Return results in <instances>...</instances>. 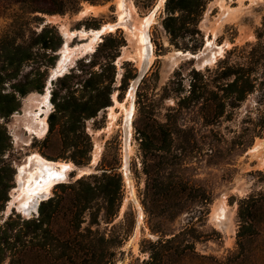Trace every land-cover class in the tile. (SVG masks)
Masks as SVG:
<instances>
[{"label": "rangeland", "instance_id": "1", "mask_svg": "<svg viewBox=\"0 0 264 264\" xmlns=\"http://www.w3.org/2000/svg\"><path fill=\"white\" fill-rule=\"evenodd\" d=\"M29 1L32 6L64 14L24 9ZM92 1L94 4L82 0L71 12L67 0H0V41L30 45L34 58L20 66L16 81L0 84V93H12L10 84L18 81L42 85L39 91L28 87L27 94L16 95V101L9 103L16 109L12 114H0V264H9L10 260L15 264H145L152 244L178 234L188 226L190 216L194 218L191 237L182 242L193 241L187 256L193 257L194 251L207 257L203 264H264V202L255 211L247 232L250 237L241 239L247 256L233 259L238 250L241 214L251 205L242 202L252 195L258 201L264 197L263 67L254 74L257 82L253 92L238 107L227 110L229 117L207 121L177 108L178 98L186 96L190 82L196 80L193 70L214 69L227 51L256 41L264 0H208L203 9L187 18L190 24L176 38L162 26L166 0ZM145 18L147 44L151 47L147 60L140 65L137 35ZM43 28L48 29L53 50H43L34 43ZM62 29L69 36L65 73L52 75L65 41ZM92 31L99 32L91 41L92 50L85 54L77 45L89 42ZM82 34L88 41L80 38ZM0 60V67L12 73L5 59ZM144 64V75L138 78ZM94 72L103 77L95 81L94 89L85 88V80ZM111 76L110 105L93 118L80 115L74 125L75 132L84 131L91 139L87 163L76 165L70 159L71 137L67 138L71 134L66 122L72 108L67 114H57L54 130L44 137L28 130L34 126L43 101L39 96L46 90L48 123L49 115L55 113L53 95L86 102L104 91ZM208 91L219 92L215 85ZM30 96L37 99L29 101ZM209 98L214 106L213 96ZM159 124L166 127L160 129ZM178 129L184 132L178 133ZM162 130L169 142L164 148ZM142 132L153 136L152 146L145 152L140 143ZM62 133L68 134L66 140ZM180 139L191 143L179 144ZM32 154L71 167L63 182L52 188L35 211H22L16 208L20 198L12 199L11 194L17 196L12 189L17 186L18 167L24 166L29 173L37 166L38 159ZM103 164L112 167L113 174L120 178L118 186L111 185L116 199L109 209L115 215L109 220L100 215L98 224L90 227L85 210L79 229L70 232L72 246L79 248L77 253L70 258L61 257L58 251L49 253L41 230L27 228L23 222L37 219L39 205L58 195L65 200L59 205L55 224L62 231L70 229L68 224L76 211L72 200L80 188L69 186L78 179L96 182L92 177L100 178ZM204 199L205 205L201 204ZM88 207L93 212L106 206L99 197ZM199 212H204V217L198 219ZM88 228L93 233L87 232ZM102 236L111 242H102ZM185 264L201 263L191 260Z\"/></svg>", "mask_w": 264, "mask_h": 264}, {"label": "trees", "instance_id": "2", "mask_svg": "<svg viewBox=\"0 0 264 264\" xmlns=\"http://www.w3.org/2000/svg\"><path fill=\"white\" fill-rule=\"evenodd\" d=\"M67 1L70 11L75 12L82 0ZM87 1L94 4L92 0ZM207 1L208 0H166V17L162 20L164 30L171 38H176L182 30H186L184 27H188L190 24L186 21L187 18L196 13V11L201 10V8L203 9L205 7V2ZM24 5V9H30L38 13L64 14L62 11L47 10L46 8H40L35 4L32 6L30 1ZM175 24H179V26H175ZM47 33L48 29L43 28L39 34L35 35L34 43L43 50H53L54 48L50 46L48 42L50 41V38L47 37ZM255 38L256 41L253 44H247L241 48L234 47L227 51L225 57L222 61L217 63L214 69H205L203 72L193 70L192 74L196 80H192L194 82H190L189 90L187 92L188 94L178 98L177 108L179 109V112H183L184 110L189 113V115L196 113L201 119L207 118V121H209L210 118L215 121L216 119L229 117L227 110H233L238 107V105L245 100L246 96L253 92L257 82L254 80V74L258 70V67H263L264 70V17L262 19L261 27L255 32ZM173 44L176 46V43ZM31 49L32 46L30 45L25 46L16 43L8 45L7 40L3 39L0 41V58L3 57L5 59L4 63H7L13 71L12 73H7L5 69L6 67L1 66L0 84H3L6 80L9 83L17 80L20 66L26 61L34 60V58H32L33 54ZM195 50L196 49H193L192 51ZM111 68L112 65L109 64V69ZM102 77L103 74L97 72L89 74L88 79L84 82L85 88L94 89L96 85L95 81L98 79L100 80ZM111 84L112 76L108 81L107 86H105L104 91L90 96L86 102H81L73 97L58 98L57 94L52 97L55 113L50 114L48 117L47 124L49 129L47 131L50 133L54 130L58 113L67 114L68 109L72 108V110H70V114H68L69 120L66 122L69 124L67 132H70L69 134L71 135L62 133L61 137L63 140H66L65 135L69 136L67 139L71 137L69 142L71 147L69 150L70 159L76 165H83L89 161L92 143L90 137L84 131L75 132L74 125L78 122L80 115H83L86 118H93L99 110L110 105ZM211 85H215V87L217 86L219 92L216 93L208 91V87ZM10 87L13 90L12 93H0V114L6 117L16 110L14 106H9L10 102L16 101V95L24 96L27 94L26 91L28 87L37 91L42 89V85L36 82L33 84H27L21 81L10 84ZM210 95L213 96L214 106L211 104L212 100L209 98ZM76 113H79V116L76 117ZM159 125L160 129L166 127L163 124ZM178 130V133L184 132L180 129ZM150 134V132H142V134H140L142 136V138H140L141 148L144 152L152 146L151 139L153 136H150ZM169 141H172V139L169 138ZM161 142L162 148L166 147L169 143L166 139L165 131L163 130ZM178 142L179 144L191 143L189 140L184 141L182 139ZM145 174L146 176H149L147 171ZM92 178L96 182L92 183L87 179H78L69 186L70 188L77 186L80 188L78 194H75L72 200V205H74L76 211L73 212L72 218L68 224L71 230L65 229L62 231V229H59V227L55 224L57 215L60 212L58 209L59 205L63 200H65V198L58 195L49 198L46 202L39 205L37 219L23 222L24 226L27 228L32 227L35 231L41 230L42 236H44V241L48 244L47 247L49 249V253H56L58 251L60 256L64 258H70L72 254L77 253L79 248L74 249V246H72L70 232L73 229H79L82 223V215L85 210H88V225L90 227L98 224L100 215L107 220L115 215L109 207L115 202L116 191L115 187L113 189V186L114 184L115 186L116 184L118 186L120 178L116 174H113V168L107 164H103L100 178H97L96 176H93ZM191 189L192 188H190L189 191H191ZM261 194L264 195V192ZM99 197L104 200L106 207L92 212L88 205L91 202L96 201ZM205 201L206 199L202 200L201 204L205 205V203H207ZM259 202L261 203L258 204ZM263 202L264 197L261 201H258V197H255V195L250 196L246 201L242 202V204L251 203V205L250 207L248 206L244 214H241L242 225L237 236L239 238L237 242L238 250L233 259L235 258L237 260H241L247 256L248 252L243 247L241 239L244 236L245 238L250 237L247 236V232L251 228V222L255 211L261 208ZM101 211L102 214H100ZM202 217H204V212H199L198 219ZM193 219L194 218L190 216L188 226L182 229L178 234H172L170 238H162L152 244V248L147 251L149 258L145 264H185L187 261L191 260H197L203 264V260L207 259V257L198 256L194 251L192 254L193 257L185 254L188 246L193 245V241L186 242L185 245L182 244L187 236L191 237L190 232L192 230L191 225L193 224ZM55 225L57 229H55ZM42 227H44L43 230ZM86 231L93 233L90 228ZM4 234L6 235V232H4ZM101 241L107 244L111 242L110 239H105L104 236H102ZM23 248H27V246L23 245ZM9 264L15 263L13 260H10Z\"/></svg>", "mask_w": 264, "mask_h": 264}, {"label": "bare ground", "instance_id": "3", "mask_svg": "<svg viewBox=\"0 0 264 264\" xmlns=\"http://www.w3.org/2000/svg\"><path fill=\"white\" fill-rule=\"evenodd\" d=\"M120 6L121 3H120ZM92 7H89L88 11H90ZM148 18H145L142 20V22L139 24L138 27V40L141 44L140 52H139V62L140 65L144 63L145 60H147L149 51H150V43L147 44V37L145 33V23ZM119 24V23H118ZM122 27V26H121ZM130 31V30H129ZM81 32V31H80ZM99 31H92V39H90L89 42L85 43L84 45H77L78 47H81L85 54L88 53V51L92 50L90 47L91 41L96 39V33ZM131 32V31H130ZM84 33V32H83ZM62 37L64 38V44L59 49L58 55H59V62L56 69L52 71V75H62L65 73V65L67 63L68 55H67V42L69 41V36L65 30H61ZM73 34V33H72ZM85 34V33H84ZM80 35V38L82 40L88 41L86 39L85 35ZM150 60V59H148ZM141 69V68H140ZM35 94V93H34ZM131 95V92H130ZM38 96V95H37ZM39 97H43V101L41 102V105L38 109V113L36 114V119L34 123V126L29 128L28 130L36 136L44 137L48 130V124L46 116L48 114V109L46 107L49 106L48 104V90H46V94L40 95ZM29 101L37 99L34 96H30ZM26 116V115H25ZM32 157H36L38 159L37 166L29 173L26 170V168L18 167V173L16 174V187L12 189V191L15 192L14 196L11 194L12 199L18 200L17 203V209H20L22 211L27 210H36V207L38 203L46 200L48 198V195L51 194L52 188L59 183L63 182V179L67 172H69V168L71 167V164L66 162H59V161H51L42 158L38 154H32ZM11 203V202H10ZM217 216V215H216ZM219 217V216H218Z\"/></svg>", "mask_w": 264, "mask_h": 264}, {"label": "water", "instance_id": "4", "mask_svg": "<svg viewBox=\"0 0 264 264\" xmlns=\"http://www.w3.org/2000/svg\"><path fill=\"white\" fill-rule=\"evenodd\" d=\"M144 70H145V64H144V66H142V68H141V70H140V72H139L138 78H142V77H143V75H144Z\"/></svg>", "mask_w": 264, "mask_h": 264}]
</instances>
